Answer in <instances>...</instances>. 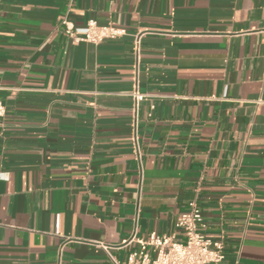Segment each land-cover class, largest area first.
Masks as SVG:
<instances>
[{"label": "crops", "instance_id": "0c3cea01", "mask_svg": "<svg viewBox=\"0 0 264 264\" xmlns=\"http://www.w3.org/2000/svg\"><path fill=\"white\" fill-rule=\"evenodd\" d=\"M0 104V264L124 262L192 201L264 264V0H0Z\"/></svg>", "mask_w": 264, "mask_h": 264}, {"label": "built area", "instance_id": "2783aa9c", "mask_svg": "<svg viewBox=\"0 0 264 264\" xmlns=\"http://www.w3.org/2000/svg\"><path fill=\"white\" fill-rule=\"evenodd\" d=\"M61 25L73 44L81 41L97 44L105 38H117L126 34L121 27L114 24L99 25L94 19L88 20L82 29L76 28L65 18ZM138 45L139 36H136L137 51ZM133 97L137 102L141 96L135 92ZM136 113L137 108L135 121ZM2 114L3 108L0 104V115ZM175 227L182 231L183 241H176L174 235L152 232L146 239L136 240L139 247L128 254L126 261L119 262L110 254L109 257L114 264H222L223 242L204 234V219L195 201L190 203L187 211L177 216Z\"/></svg>", "mask_w": 264, "mask_h": 264}]
</instances>
